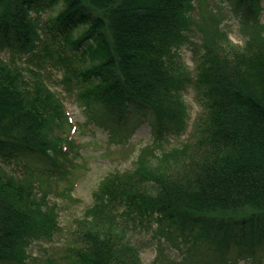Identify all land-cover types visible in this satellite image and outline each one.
I'll return each instance as SVG.
<instances>
[{
    "label": "trees",
    "instance_id": "obj_1",
    "mask_svg": "<svg viewBox=\"0 0 264 264\" xmlns=\"http://www.w3.org/2000/svg\"><path fill=\"white\" fill-rule=\"evenodd\" d=\"M235 1L252 7L250 0ZM56 5L57 12L44 18ZM185 5L186 0H0V48L33 50L27 65L0 58V145L42 157L50 166L41 178L65 176L74 146L67 134L71 117L50 85L47 65L63 73L60 84L80 104L98 112L130 105L150 111L159 124L180 127L190 88L205 110L181 169L161 173L142 159L134 171L108 176L77 219L73 242L51 264H145L136 234L151 230L170 240L181 236L185 245L177 263L160 239L153 264H235L234 256L263 264L264 74L250 77L241 65L264 61V42L249 53L235 50L230 61L211 41L209 62H215L195 73L180 52ZM5 150L0 155H10ZM4 166L0 161V264H27L35 243L52 241L63 229L61 213L48 190L40 191L38 172L26 165L18 174ZM144 174L153 186L145 185Z\"/></svg>",
    "mask_w": 264,
    "mask_h": 264
},
{
    "label": "rangeland",
    "instance_id": "obj_2",
    "mask_svg": "<svg viewBox=\"0 0 264 264\" xmlns=\"http://www.w3.org/2000/svg\"><path fill=\"white\" fill-rule=\"evenodd\" d=\"M249 3L252 7L235 0H186L180 32L183 38L180 52L187 69L195 73L197 70L210 69L213 65L211 62H215H209L212 52L208 51L207 45L211 41H216L217 45L223 47L229 54L230 61H234L235 50H247L249 53L252 46L264 42V0H250ZM59 7L60 5H56L54 9L44 12L43 17L56 13ZM42 37L46 39L48 33L42 32ZM32 51L21 50L14 44L12 47L0 48V58L27 65ZM256 60L252 59L241 65L248 66L246 69H249L250 77L264 74V61ZM47 67L45 71L49 75L50 85L62 95L71 117V124L67 128V134L74 143L68 154L71 160L65 162V167L59 164L60 170L67 169L66 175L55 172L48 176L44 174L41 178V171H46L50 166L42 157L36 154H27V157L18 155L15 147H11L13 151H8L5 150L6 145H0V150L10 153L0 155L4 167L22 174L27 165L32 171L38 172L41 179L40 191L48 190L51 201L58 205L61 213L63 229L54 240L35 243L27 264H51L50 260L60 262L66 246L73 242L77 219L93 203L94 192L108 176L121 171H134L143 161L158 168L161 173L166 170L171 174L181 169L180 166L191 149L189 146L194 144L196 125L198 121H203L205 112L195 91L190 88L184 93L186 116L180 127L159 124L150 111L130 105L115 112H98L93 107L92 110H97V115L94 116L90 108L78 102L75 93L69 92L60 84L63 73L57 68ZM149 146L154 148L146 151L145 156L144 151ZM142 178L148 179L145 182L147 187L153 186L151 176L144 174ZM42 180L50 181L51 186L43 184ZM159 234L161 233L152 230L136 234V242L142 246L143 262L153 264L158 255L157 245L162 239L168 245L170 258L178 263L184 256L182 247L185 245L180 240L181 236L170 240ZM235 254L234 250L229 256ZM234 258L237 259L235 264H259L257 261L260 260H255L252 256ZM261 261L264 264V257Z\"/></svg>",
    "mask_w": 264,
    "mask_h": 264
}]
</instances>
